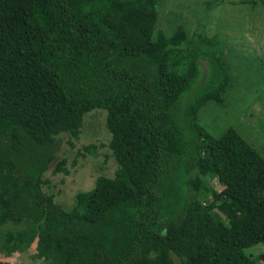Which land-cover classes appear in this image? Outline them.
<instances>
[{"label":"trees","instance_id":"16d2710c","mask_svg":"<svg viewBox=\"0 0 264 264\" xmlns=\"http://www.w3.org/2000/svg\"><path fill=\"white\" fill-rule=\"evenodd\" d=\"M161 1L0 0V225L21 224L6 257L34 243L49 264H264V157L199 119L232 87L221 40L156 29ZM93 109L116 168L64 209L44 173L65 170L57 143Z\"/></svg>","mask_w":264,"mask_h":264},{"label":"rangeland","instance_id":"374dc122","mask_svg":"<svg viewBox=\"0 0 264 264\" xmlns=\"http://www.w3.org/2000/svg\"><path fill=\"white\" fill-rule=\"evenodd\" d=\"M256 2V3H253ZM183 25L189 37L195 32L218 35L233 82L223 105L206 104L199 112L200 123L213 135L233 127L264 157V5L262 0H162L158 6L156 29L169 35L174 27ZM155 29V30H156ZM198 86L208 73L206 60L199 61ZM106 111L93 109L83 116L78 137H62L57 143V158H64L63 171L44 173L43 190L68 209L78 191L92 188L97 175H112L116 162L108 148L109 133ZM70 140V143L68 142ZM56 158V159H57ZM220 190L216 179L209 181ZM21 224L0 225V260L9 264H49L36 255L34 243L22 246L6 257L1 244L8 231ZM261 250L259 245L246 253Z\"/></svg>","mask_w":264,"mask_h":264}]
</instances>
